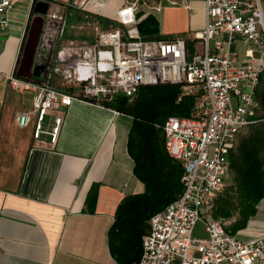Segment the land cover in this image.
Here are the masks:
<instances>
[{
  "label": "built area",
  "instance_id": "1",
  "mask_svg": "<svg viewBox=\"0 0 264 264\" xmlns=\"http://www.w3.org/2000/svg\"><path fill=\"white\" fill-rule=\"evenodd\" d=\"M88 1H46L36 54V64H45L41 82L7 76L11 89L33 94L31 110L19 115L18 125L26 127L33 118V140L44 136L55 144L63 120L50 112L73 102L104 107L101 101L116 96L131 100L145 85H179L177 101L193 99L190 115L168 117L161 128L166 152L183 168V190L150 218L136 264H264L263 237L241 241L210 215L230 173V150L259 108L254 90L264 69L262 0H204V25L190 37L197 41L190 55L187 37L142 38L139 0H125L113 21L88 13ZM11 5L0 0V40ZM161 10V4L152 8ZM238 40L251 54L246 63L237 61ZM197 225L203 236H194Z\"/></svg>",
  "mask_w": 264,
  "mask_h": 264
},
{
  "label": "crops",
  "instance_id": "2",
  "mask_svg": "<svg viewBox=\"0 0 264 264\" xmlns=\"http://www.w3.org/2000/svg\"><path fill=\"white\" fill-rule=\"evenodd\" d=\"M32 3L12 0L0 40V264H116L107 243L116 207L144 190L127 150L132 119L73 102L50 112L63 120L55 144L44 136L33 140V118L26 127L18 125L19 115L31 110L33 94L11 89L7 76L14 72ZM160 13V30L162 21L172 35L191 37L203 28L204 0L165 1ZM234 48L238 63L250 60L240 40ZM232 103L239 106L238 97ZM92 188L89 212L85 202ZM234 236L264 238V199Z\"/></svg>",
  "mask_w": 264,
  "mask_h": 264
},
{
  "label": "trees",
  "instance_id": "3",
  "mask_svg": "<svg viewBox=\"0 0 264 264\" xmlns=\"http://www.w3.org/2000/svg\"><path fill=\"white\" fill-rule=\"evenodd\" d=\"M37 1L33 0L31 15ZM262 3L264 7V0ZM136 18L139 33L144 39L175 36L161 33L160 23L153 12L138 10ZM196 42L194 38L185 39L188 55ZM25 80L41 82L39 77L33 76ZM254 93L259 102L253 117L255 122L239 131L228 156L230 173L225 179V188L214 199L210 212L213 218L222 220L224 230L230 235L246 228L264 196V69ZM179 94V85L162 83L141 86L131 100L116 96L110 101H101L105 108L132 119L127 150L134 162L133 174L144 186L141 193L121 199L107 232L108 250L116 264H136L139 261L142 238L149 229L150 218L176 201L182 193L183 168L166 152L161 128L168 117H189L193 99L182 96L177 101ZM95 195L92 188L86 198V211L92 212Z\"/></svg>",
  "mask_w": 264,
  "mask_h": 264
},
{
  "label": "water",
  "instance_id": "4",
  "mask_svg": "<svg viewBox=\"0 0 264 264\" xmlns=\"http://www.w3.org/2000/svg\"><path fill=\"white\" fill-rule=\"evenodd\" d=\"M48 4L44 1H37L33 7V15L30 16L25 37L21 44V50L14 69L15 76L20 79H27L30 76L39 77L45 64H36L37 47L42 33L43 15L46 13Z\"/></svg>",
  "mask_w": 264,
  "mask_h": 264
},
{
  "label": "rangeland",
  "instance_id": "5",
  "mask_svg": "<svg viewBox=\"0 0 264 264\" xmlns=\"http://www.w3.org/2000/svg\"><path fill=\"white\" fill-rule=\"evenodd\" d=\"M57 2H66L67 0H53ZM78 2V0H74ZM179 2V0H139V10L152 13V8L158 4H164V2ZM125 0H89L85 6V10L93 15L100 17L101 19H107L109 21L115 20L117 10L124 4ZM173 7V6H167ZM154 15L160 19L161 13H154ZM182 21V18H181ZM168 27V26H167ZM161 30L164 34H173L171 31H166L162 25ZM228 178V177H227ZM194 236H203L200 225L194 230Z\"/></svg>",
  "mask_w": 264,
  "mask_h": 264
}]
</instances>
